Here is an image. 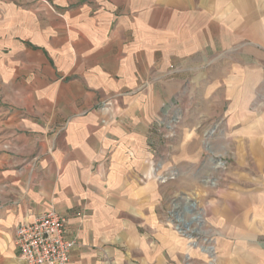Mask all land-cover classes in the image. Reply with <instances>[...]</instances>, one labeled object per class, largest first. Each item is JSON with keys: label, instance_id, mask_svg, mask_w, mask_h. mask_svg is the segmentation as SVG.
Returning a JSON list of instances; mask_svg holds the SVG:
<instances>
[{"label": "crops", "instance_id": "obj_1", "mask_svg": "<svg viewBox=\"0 0 264 264\" xmlns=\"http://www.w3.org/2000/svg\"><path fill=\"white\" fill-rule=\"evenodd\" d=\"M263 87L264 0H0V264H27L16 227L49 207L68 264H208L148 175L150 128L185 95L190 125L224 131L201 198L214 264H264Z\"/></svg>", "mask_w": 264, "mask_h": 264}, {"label": "rangeland", "instance_id": "obj_2", "mask_svg": "<svg viewBox=\"0 0 264 264\" xmlns=\"http://www.w3.org/2000/svg\"><path fill=\"white\" fill-rule=\"evenodd\" d=\"M260 93L264 96V87ZM198 100L185 95L162 106L159 117L150 128L153 157L149 161L148 175L160 183L170 184L165 200L164 223L186 239L188 249L204 253L207 263L214 264V231L206 224L207 209L201 198L205 195L204 188L216 183L220 170L227 164L218 156L220 146L214 145L218 144L224 131L220 119L206 129L205 125H190L194 122L190 107ZM191 154L198 158L196 166L189 158ZM177 180L180 183L174 182ZM190 261L191 256L187 252L183 264H191Z\"/></svg>", "mask_w": 264, "mask_h": 264}, {"label": "built area", "instance_id": "obj_3", "mask_svg": "<svg viewBox=\"0 0 264 264\" xmlns=\"http://www.w3.org/2000/svg\"><path fill=\"white\" fill-rule=\"evenodd\" d=\"M68 217L49 207L16 227L15 245L27 264H68L77 244L68 236Z\"/></svg>", "mask_w": 264, "mask_h": 264}]
</instances>
